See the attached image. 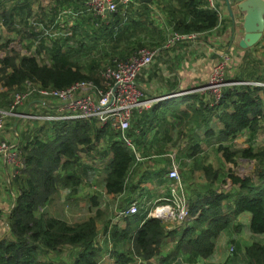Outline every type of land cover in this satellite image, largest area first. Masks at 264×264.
Masks as SVG:
<instances>
[{
	"label": "trees",
	"instance_id": "16d2710c",
	"mask_svg": "<svg viewBox=\"0 0 264 264\" xmlns=\"http://www.w3.org/2000/svg\"><path fill=\"white\" fill-rule=\"evenodd\" d=\"M6 1L0 6V86L4 89L0 98L7 104L6 107L0 104L2 109L9 108L16 93L26 91V83L39 89L54 90L66 89L82 81L102 86L105 81L103 72L108 67L113 68L119 62L136 57L152 42L141 43L138 37L139 34L152 36L147 28L149 23L135 22L134 17H128L129 9L119 5L105 18L91 14L72 15L70 24L60 23L67 26L66 32L70 35L52 39L50 47H46L41 28L30 21L42 24L41 17L54 20L56 12L52 10L45 15L34 11L27 5L28 0H14L5 7ZM175 2L177 9L168 15V25L173 33L197 37L211 34L220 25L217 12L208 7L206 0ZM58 23L55 21L51 25L58 27ZM2 29L19 36L24 54L9 47L12 39L3 34ZM133 37L134 40L130 41ZM25 40L28 44H21ZM36 55L46 57V63L39 62ZM158 63L159 59L155 58L147 69L148 73L157 75ZM259 65L258 60L249 56L242 59L226 82H264V73L258 74ZM138 78L146 80L144 75ZM163 83L170 85L168 79ZM195 89L187 88L176 100H164L153 104L149 110L134 112L125 136L131 143L143 138L149 146L156 145L153 154H162V148L169 144L183 152L184 159H193L194 162L203 152V145L211 148L216 156L220 155L221 163L216 167L211 164L200 166L201 185L188 183L183 188L190 216L187 222L168 230L164 219L142 213L132 215V220L140 223L134 232L127 218L123 230L112 228L110 240L114 245L109 257L113 264H152L151 260L160 254L168 234L176 241L168 260L185 256L197 264V259L207 260L212 254V240L244 212L250 214L249 232L264 236V148L254 149L251 145L242 148L235 144L244 131L253 135L264 124V87L226 85L217 102ZM183 104L186 106L181 107ZM159 118L161 131L155 128ZM15 120L11 116L7 118L8 127ZM36 127L31 129L25 125L19 135L23 165L13 176L18 194L8 215L10 231L0 239V264H53L41 256L66 248L75 250L72 264H98L97 214L68 223L53 217L48 205L59 189L68 188L71 194L76 193L81 181L78 175L82 166L80 153L94 151L101 138L107 142L101 156L111 153L104 180L109 195L121 194L126 188L130 167L136 161L134 152L122 141L118 131L100 126L95 120L49 121ZM16 130L18 132V128ZM182 143L185 148L181 150ZM94 153L100 156L99 150ZM184 159L179 160V168ZM240 160L254 163L253 171L240 177L232 167L226 168V164L237 166ZM227 181L232 186L228 191L223 189ZM92 205L96 203L92 202ZM120 242H125V250L116 249L115 245ZM244 255L247 262L243 264H264V243L252 242L244 249Z\"/></svg>",
	"mask_w": 264,
	"mask_h": 264
},
{
	"label": "crops",
	"instance_id": "0c3cea01",
	"mask_svg": "<svg viewBox=\"0 0 264 264\" xmlns=\"http://www.w3.org/2000/svg\"><path fill=\"white\" fill-rule=\"evenodd\" d=\"M3 1L4 0H0V6ZM13 2L14 0H8L4 2V6L9 7ZM214 2L215 6L218 8L217 14L220 19V25L218 26V28L214 30L211 34H204L197 36L193 39H186L178 42L177 45H174L172 47H166L165 45L168 39L173 34L170 29V26L168 25V15L170 11H175L177 9V3L175 2V0H170V2L169 0H150L149 2L134 0L129 5L131 7H125V9H129L128 17H134L135 22L140 20L146 21L147 24L149 23L147 25V28L152 33V36L150 37H144L140 34L138 35L141 43H146L149 40L152 41L149 46L143 48L155 50L157 52L156 58L159 59L158 67L155 68L159 71V73L157 72V75L151 72L148 73L147 69H145L144 72L141 74L146 77V80L149 78L152 80L149 83H147L146 80H143L142 82V84H144V86L146 87V93L150 98H156L157 102H161L164 100H176L179 98V96H182L184 94L185 89H197L199 88V86L204 85L209 78L212 65L215 63V61L219 59V57L223 53H228L230 56L233 55L232 57L235 61L240 60L239 64L242 62V59L248 56L249 58H251L250 48L241 49L238 46V41L240 40L243 34L242 29L241 31L238 29L239 25H241L242 23L243 14L239 12L235 8V6L232 7L234 20L237 24L234 36L232 37L230 32L231 20L229 17V11L227 10L222 0H214ZM84 3L85 0H28L27 5L30 6L32 10L38 11L39 13H43L45 15H48L53 10L57 14L56 18L58 22L61 21V16L64 15L65 17L63 16L64 20L62 21V24L64 22L70 24L72 21L68 22L67 19L70 18L71 20L72 15L75 16L78 14H87ZM68 13H70V15ZM139 15H141L142 17H139ZM67 23L64 24L67 25ZM127 24L130 25V23ZM65 25H60L59 22L58 27H55V25H51L50 28L47 27V30L42 32L41 37L45 36L44 45L46 47H50V42L52 39H60L63 36L68 35L69 32H66L67 26ZM1 31L3 34H7V36L12 39L11 43L9 44V47L15 49V46H13V44L16 42L20 44V38L15 32L6 33L4 29H2ZM46 38L49 39L46 40ZM133 40L134 37L130 38V41ZM254 47L259 48L257 50V53L264 52V50H261L264 49V32L260 38V41H258L257 45ZM31 50L33 49L31 48ZM23 51L25 52L24 49ZM24 52L21 54H24ZM0 57H2V55H0ZM44 58L45 57L43 55L40 56V59ZM42 63H46L45 59ZM235 71L236 68L234 71H232L231 68V74L227 75L229 77H232ZM262 73H264V69L258 71V74ZM164 79H168L170 85L165 86L163 83ZM2 91H4V89L0 86V92ZM173 94H177L178 96H171ZM164 96H166V98H161ZM39 99L40 98L38 96H31L24 103V105L17 108V113H33L34 111H38L40 109L43 110V108H41L40 106L41 103L39 102ZM0 104H4L3 107L7 106V104H5L2 98H0ZM184 106H186V104L181 105V107ZM0 109L2 108L0 107ZM135 114H133L131 117L130 125L132 124V120ZM15 122H17L16 129L18 128V132L17 130L16 133L13 131V124L8 127L6 123L3 133L4 136L8 137V139L10 140L9 144L11 145V147L9 148L8 152L18 151L19 155L21 156L18 146L20 143L19 135L21 134V131L24 130V126L26 124L23 120L19 118H16ZM33 125H35L34 127H36L38 125H41V122L31 124V126ZM240 136L237 139H239ZM137 139L139 141L134 139V141L132 142V144L134 145L133 152L136 161L130 167V180H127L126 188L121 194L109 195L105 191L104 180L108 173L107 165L111 159V153L107 152L104 156H101V153L105 151L107 144L106 140L101 138L98 142H96V147L94 150H99L100 156L98 154H95L94 151H91L90 153H80L82 166L80 167L78 173L81 179L79 187L77 188L76 193L74 192L72 194L70 193L68 188L59 189L51 204L48 205V210L52 214V216L65 220L68 223H75L81 220H85L91 217V215L94 216L97 214V238L99 236L98 227L102 224L101 221H99V215L101 214L100 210L105 212L106 206H108V214L106 216V219L108 218L109 213H111V211L115 212V216L113 218L115 220V224L111 227V229L115 227L119 231L125 228L126 218L128 219L130 229L133 232L140 225V223L132 220V215L130 216L124 214L132 203H137L136 206L138 211L136 214L147 213L148 217H154L152 212L153 208L159 204H166V200L170 195L169 184L171 180L167 178L166 173L170 170L172 164H175L177 165V167H179V160L184 159L182 154L183 152H180L175 148H171L169 144H166L165 147L162 148V154H153L152 149L154 151L157 150L156 145L153 144L151 147L147 143L143 142V138ZM249 145L253 146L252 144H246L244 146H239L236 144V147L245 148ZM180 148L181 150L185 148L184 143L180 145ZM253 148L257 149L254 146ZM201 149L203 152L198 157H196V162H194L193 159H184L183 162H181L180 181L183 188L188 186V183H192L194 185L196 184V186L201 185V183L203 182V176L202 172L199 169L200 166L211 164L216 167L220 164L219 162H217L216 164H212L205 159V157H207L208 155V151L211 150V148H207L206 146L202 145ZM165 153L167 155H164ZM211 153L213 154L212 151ZM229 167H232V169L236 172L238 176L240 173V168H243L242 166H240L235 170L231 164H226V168ZM18 169L19 167L11 163L10 160L7 158V155H0V239L8 235L10 231L8 225V215L13 207L15 196L18 194V188L12 181L13 176L15 175ZM185 171L189 175L186 174ZM231 188L232 186L229 181H227L226 185H223V189L226 191ZM66 196L70 200H75V202L79 205H82V203H84L88 211H90L91 209H94V211L85 219H74L72 217L73 212H68L67 209H65L63 206V200L66 198ZM92 202H95L96 205L93 206ZM249 221V213L244 212L239 214L233 220L232 225L226 231H222L215 238L223 242L222 250L217 255V258H208L207 260H203L204 263H246L247 257H245L244 255V249L254 241L264 243L263 235H253L249 232ZM165 223L166 228L168 230H172L176 225L173 221L172 224L174 225L170 228L168 220H165ZM233 225H238L239 227L234 228ZM108 229L109 228L106 225L105 228L102 230L105 236L107 235ZM230 230H233L234 233H232V235L230 234L227 237V235L230 233ZM232 238L235 240V243H237V246L239 248L238 255L234 258L232 262L228 261V259H224L222 261V258L224 256V246L226 243H228L227 240ZM175 242L176 241L174 240V237L168 234L167 237L163 240L162 246L160 248V254L153 258L150 263L193 264L188 261L185 256H178L176 258L168 260V256L171 255V252L175 247ZM115 246L117 249H120L123 244L120 242ZM103 247L106 250L105 244H103ZM226 255L227 252L225 253V257ZM43 259H45V257ZM101 264H104V260H101ZM107 264H113V260L112 262H107Z\"/></svg>",
	"mask_w": 264,
	"mask_h": 264
},
{
	"label": "built area",
	"instance_id": "2783aa9c",
	"mask_svg": "<svg viewBox=\"0 0 264 264\" xmlns=\"http://www.w3.org/2000/svg\"><path fill=\"white\" fill-rule=\"evenodd\" d=\"M134 0H85L87 14L93 17L105 18L110 13L115 12L119 5L127 7ZM208 7L218 12L214 0H206ZM231 32V29H230ZM195 36H183L173 33L166 43V47L177 45L178 42L193 39ZM172 49V48H171ZM157 57V52L153 49H142L136 57L125 62H119L115 67H108L103 72L104 82L102 86H96L90 82L82 81L62 89H39L26 83V91L16 93L8 109H0V155H7L11 163L21 168L23 160L18 151H9L11 145L4 136V128L7 118L29 117L35 121H70V120H95L100 126H108L110 129L120 133L122 141L132 147L131 141L125 136V131L130 126L131 117L134 112L149 110L157 102L156 98H150L146 93V87L137 82L138 77L144 70L151 66ZM229 54L223 53L220 60L212 65L207 82L195 89L200 93L207 94L217 102L221 96L222 89L226 85H252L264 87V82L242 81L226 82L225 69L229 61ZM34 94L40 99V106L43 112L36 114L24 112L17 113V108ZM180 94V93H177ZM173 94L171 96H178ZM170 96V97H171ZM166 98V96L161 97ZM41 110V109H40ZM39 111V110H38ZM12 149V148H11ZM18 171V170H17ZM16 174V173H15ZM167 178L171 180L169 184L170 195L167 203L162 206H155L152 210L155 218L164 220L163 211L175 212V224L181 225L190 220L186 198L183 193V186L180 181L178 167L171 165L167 173ZM138 211L135 203L125 211L126 215L136 214ZM179 220V221H178ZM110 231L108 229V242H110ZM230 255L234 252V246L228 248Z\"/></svg>",
	"mask_w": 264,
	"mask_h": 264
},
{
	"label": "rangeland",
	"instance_id": "374dc122",
	"mask_svg": "<svg viewBox=\"0 0 264 264\" xmlns=\"http://www.w3.org/2000/svg\"><path fill=\"white\" fill-rule=\"evenodd\" d=\"M169 2H170V0H169ZM168 8H170V7H168ZM68 14L70 15V13H68ZM56 16H57V14H56ZM63 16L64 15L61 16V21H59L60 23L64 20ZM40 19L42 20V24L41 25H38V24L34 23L33 21H30V24H34L35 26L41 28L42 32L47 30V27L50 28L51 27V23L57 21V18H55L54 20H51L50 18L41 17ZM67 21L70 22V18L67 19ZM238 29L241 31V25H239ZM68 35H70V33H68ZM257 43L254 46H256ZM21 44H25L26 45V44H28V41L27 40L22 41ZM13 46H15V49L18 50L20 53L24 52L21 49L20 44L18 42L14 43ZM254 46L250 47V52H251L250 56H251V58H254L255 60H258L260 62L259 67L262 70V69H264V52L257 53V50L259 48H257V47L255 48ZM261 50H264V49H261ZM0 55H1V52H0ZM40 56L41 55H36L35 57L39 60V62H43L44 59H46V57L44 59H40ZM232 56L229 55L230 58H229V61L227 63L226 69H225V77H228V78H230V77L227 74H231V68H232V71H234L235 68L237 70V65L239 64V61H240V60L235 61ZM217 61H215V63ZM149 67H147L146 69H148ZM137 82L144 86V84H142V82H143L142 79L138 78ZM43 111L44 110H39V111H36L34 113L39 114V113H42ZM21 120H23L25 122L26 126L27 127L29 126V128H31V129L38 128V127H34L35 125L30 127L31 124L34 123L35 119L29 118V117H23V118H21ZM10 122L11 121H9L8 124ZM39 122H41V121H39ZM155 128L158 131H161V129H162V121H161L160 118L157 120V124H156ZM48 134L51 136L52 132L50 131V132H48ZM6 138H7L8 142L10 143V140L8 139V137H6ZM235 144H237L239 146H244L246 144H252L256 148H264V125H262V127L258 131V133H255L253 135L250 132L245 131L243 134H241L240 138L237 139V141H235ZM205 159L208 160L212 164H216L217 162L221 163L220 155L216 156L214 153L212 154L211 150L208 151V155H207V157H205ZM227 166H230V165H227ZM240 166H242L243 168H240L239 176H245L246 174H248V173H250L252 171L254 163L249 162V161H245V160H240L238 162V166H235L233 168L236 170ZM178 173H179V176L181 178V170H180L179 167H178ZM185 173L188 174L186 171H185ZM63 206H64L65 209H67L68 212L69 211L73 212L72 217L74 219H78V218L85 219L86 217L91 215V213L94 211V209H91L90 211H88L87 207L85 206L84 203H82V205H79L78 203L75 202V200H73V199L70 200L69 198H67V196L63 200ZM158 206H162V204H159ZM100 212H101V214L99 215V221H101L102 224L100 223L101 225L98 227L99 236H98V238L97 237L95 238V240H96L95 242L100 246V256H101V258L98 260V264H101V260H104V264H107V262H112V258H110L109 255H107V253L113 248L114 242H112V241L108 242V236H105L102 230L104 229V227L106 225H107V227L109 229H111V227L114 226V224H115L114 221L115 220L113 218L115 216V212L111 211V213H109V216H108L107 219H106V216L108 214V206H106L105 212L101 211V210H100ZM163 214L165 216V219L168 220L170 228H171V226L174 225V224H172V222L175 220V217H176L175 212L171 213L170 211L167 212V211L164 210ZM70 221H72V220H70ZM107 222H108V224H107ZM232 233H234V231L230 230V233L227 235V237L230 234L232 235ZM212 242H213V245H214V249H213V252L210 255L209 259L211 257L216 259L217 255L222 250L223 242L221 240H217V239H213ZM227 242L228 243H226L225 246H224V256L222 258V261L224 259H228V261L232 262L234 260V258L238 255L239 248H238L237 243H235V240L233 238L232 239H228ZM124 243H122L123 246H121L120 249H118V250H121V249L125 250L126 249V245H124ZM103 244L106 245V250L103 247ZM229 245H233L234 246V252L232 253V255H229L228 251H227L228 248H229ZM226 252H227V255L225 257V253ZM74 254H75V250L66 248V249H63V250H61L59 252L49 253L47 255L43 254L41 256V258L45 257L47 262H51L53 264H56V263H59V262L63 263V264H72V260H73ZM209 263H211V262H209ZM209 263H204V261L200 259V260H198L197 264H209Z\"/></svg>",
	"mask_w": 264,
	"mask_h": 264
},
{
	"label": "water",
	"instance_id": "95a60500",
	"mask_svg": "<svg viewBox=\"0 0 264 264\" xmlns=\"http://www.w3.org/2000/svg\"><path fill=\"white\" fill-rule=\"evenodd\" d=\"M149 2L150 0H141ZM229 11L231 20V36L237 28L234 20L232 7L243 14L241 29L242 37L238 41L241 49H247L254 46L261 38L264 32V0H222ZM17 122L13 124V131L16 133ZM10 230V229H9Z\"/></svg>",
	"mask_w": 264,
	"mask_h": 264
},
{
	"label": "clouds",
	"instance_id": "9594fccd",
	"mask_svg": "<svg viewBox=\"0 0 264 264\" xmlns=\"http://www.w3.org/2000/svg\"><path fill=\"white\" fill-rule=\"evenodd\" d=\"M111 251V250H110ZM110 251L108 252V255L110 254Z\"/></svg>",
	"mask_w": 264,
	"mask_h": 264
}]
</instances>
